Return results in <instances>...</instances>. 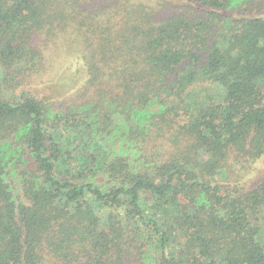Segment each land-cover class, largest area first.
I'll list each match as a JSON object with an SVG mask.
<instances>
[{"label":"trees","instance_id":"1","mask_svg":"<svg viewBox=\"0 0 264 264\" xmlns=\"http://www.w3.org/2000/svg\"><path fill=\"white\" fill-rule=\"evenodd\" d=\"M264 0H0V264H264Z\"/></svg>","mask_w":264,"mask_h":264},{"label":"rangeland","instance_id":"2","mask_svg":"<svg viewBox=\"0 0 264 264\" xmlns=\"http://www.w3.org/2000/svg\"><path fill=\"white\" fill-rule=\"evenodd\" d=\"M262 173H264V164H260L257 166V168L254 170L253 174L254 176H252V178H254L253 181L257 180L258 178H260V176L262 175Z\"/></svg>","mask_w":264,"mask_h":264}]
</instances>
